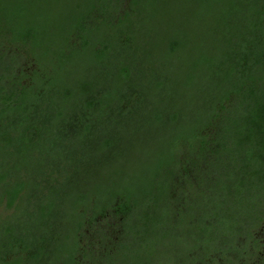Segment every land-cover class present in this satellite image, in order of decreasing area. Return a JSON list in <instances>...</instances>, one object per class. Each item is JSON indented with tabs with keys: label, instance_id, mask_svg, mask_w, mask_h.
I'll list each match as a JSON object with an SVG mask.
<instances>
[{
	"label": "trees",
	"instance_id": "trees-1",
	"mask_svg": "<svg viewBox=\"0 0 264 264\" xmlns=\"http://www.w3.org/2000/svg\"><path fill=\"white\" fill-rule=\"evenodd\" d=\"M150 1L130 0L124 9L126 0H79L52 26L61 36V64L87 48L98 63L93 81L72 86L40 69L31 84L20 86L7 52L21 49L19 42L38 45L43 24L11 28L16 39L9 43L0 17V264H251L254 257L264 264V244L254 239L264 225V0L253 13L248 47L229 34L226 48L196 52L194 71L207 74L216 53L220 67L197 99L196 125L183 134L175 129L179 112L149 48L136 46V58L129 55L131 18ZM222 30L225 36L226 26ZM180 51L175 37L164 52L174 64ZM189 71L178 68L186 81L180 88L189 86ZM164 124L166 151H158L147 176L112 192L101 185V173L123 160L118 149L138 150L145 129ZM204 129L212 131L201 134ZM181 153L187 156L183 172ZM34 165L40 182L30 205L34 224L22 234L5 212L18 210ZM108 215L118 221L111 232L89 229L111 227ZM87 229L100 243L82 252Z\"/></svg>",
	"mask_w": 264,
	"mask_h": 264
},
{
	"label": "rangeland",
	"instance_id": "rangeland-1",
	"mask_svg": "<svg viewBox=\"0 0 264 264\" xmlns=\"http://www.w3.org/2000/svg\"><path fill=\"white\" fill-rule=\"evenodd\" d=\"M0 1L3 2V6L0 10V17L4 19H2L1 27L9 30L6 34L9 36H7V41L9 43L13 42L14 38L16 39L14 34L10 32L11 28H20L22 32L31 22H36V24L40 25L43 24L38 34V45H32V43H30L26 46L19 42L17 45H20L22 47L21 49H16L11 46L7 52L6 60L11 57L15 58L14 63L17 68V75H20L19 77L22 78L20 86L31 84L32 79L35 78L34 73L39 71V69L42 71L41 74H47L49 70H52L58 79L63 78L64 82L70 83V86L74 85V83H81V81L85 79L93 81L92 79L94 73L96 74L97 72L98 63L92 60L91 57H93V54L91 55V49L87 48L81 51V53L70 62L61 64L60 59L62 56L61 52H59L61 36L60 33L52 30V26L56 24V22H58V24L62 23L63 17L67 15L71 8L78 6L79 0ZM129 1L130 0H126L124 9L127 8ZM259 2L262 4V0H151L150 2H145L141 16L135 15L131 18L133 26L129 32L133 36L135 43H132L131 47H133V52H130L129 55L132 56V59H135L137 56L135 51L138 46H140V49L141 46H147L149 48L147 52L153 55L152 58H154L156 64L158 63L157 65L161 67L159 68L161 74L168 81L166 91L169 93V98L171 99L170 103L171 105H175L179 112V123L175 126V129L179 130L178 128H180L182 134L190 125H196L195 116L198 113V110H196L198 108L197 99L205 95L206 85L213 83V77L216 75V73H213L214 70L220 67V58L217 59L219 53H216L215 57L211 55L214 60L211 69L208 67L209 70L207 74L202 71L199 72V70L194 71L192 67L197 60L198 53L196 52L201 49H203V51H213L214 45L221 46L223 44V49L226 48L224 39L228 38L229 34L237 38L238 46L244 49L248 47L252 41L249 36V30H253L254 25L251 21H253V13L255 12L256 15L257 10H260L259 5L261 4H259ZM4 9H6V12ZM20 10L25 12L24 14L26 17L22 16L23 13ZM100 12L101 11H99L98 14H100ZM89 18L93 21V19L97 17L95 16L92 18V16H90ZM95 21H98V19ZM47 26L49 30L48 34L44 32ZM223 26H226L227 29L225 36H223L224 33L222 32ZM109 36L113 35L111 33L107 34L105 40H109ZM175 37L179 38L181 41L183 51H180L181 56L175 59V63L172 64L174 60L171 61L165 55L166 53L164 51L168 48L169 42ZM1 40H4V36L1 37ZM71 43L74 48L75 46L77 47L78 39H73ZM253 45L255 47V43ZM113 57L114 54L111 52L110 55L105 58L106 63H110ZM178 68L181 69V71L190 70L188 74L192 75V80L189 79L191 81L189 86L185 88H180L186 81H184L182 74L179 75ZM203 70L206 71V69ZM3 74V69L0 68V75ZM41 77L43 78L44 76ZM39 82L42 84V80H39ZM94 84H96L95 81ZM7 85H9V83ZM232 101H234V97ZM234 114L235 113H233V115ZM233 120H236L235 116ZM243 121H245L244 117L241 122ZM0 124H2V121ZM166 129H168L167 124L159 128L156 127V129H145L147 130L145 132L146 141L142 143L143 138H137L139 139L137 144L139 146L138 150L134 151L132 148H127L122 151L118 149L117 153L121 155L123 160L117 162L118 164H112V166H109L101 173L99 179L101 185L104 187L108 186V190L112 192V189H116L118 185L126 186L128 183L134 185L136 181L139 182L141 178L147 176L153 169H151V166L158 159V151L160 153H165L166 151L164 148L166 138L163 142L164 135L162 133L167 131ZM210 130H206V132ZM206 132L204 129L203 132L201 131V134ZM138 134H143V130L138 131L137 135ZM161 135H163V139H161ZM171 138L173 137L171 136ZM186 157V153H181V155L179 154L177 157L180 172L181 170L183 172L182 164L185 163ZM208 157H211L210 153H208ZM186 169H189L188 166H185L184 170ZM143 172L146 173L142 175ZM29 174L33 176L32 179H30V189L26 187L18 210L14 211V208H11L7 209L5 212L9 214L8 217L11 219V222L14 223L16 231L22 234H26L27 230L33 227L34 221L31 219L30 213L34 207L32 208L30 205H34L33 203L38 200L37 195H39L37 191H35V189L39 190V181H37L39 175L35 165L29 171ZM35 177H37L36 180ZM182 181L185 183L184 179ZM174 192H176V190L172 189V193ZM4 205L5 204H2L3 207ZM2 211L3 208L0 207V213H3ZM109 216L110 215H108L107 223L111 225V227H107L106 225H92L89 229H95L94 231H96V233H98L100 229L109 232L110 229H113L118 223L115 217H112L113 215H111V217ZM89 229L85 231V236L82 237L80 248L82 252L89 244L92 243V246L90 245L92 249L100 243L97 238L98 235L94 234L95 232ZM255 238L264 244V225L256 230V233L254 231V239ZM248 240L251 242V239ZM245 244L246 240L244 242V245ZM259 259L260 258L254 257L251 264H261Z\"/></svg>",
	"mask_w": 264,
	"mask_h": 264
}]
</instances>
